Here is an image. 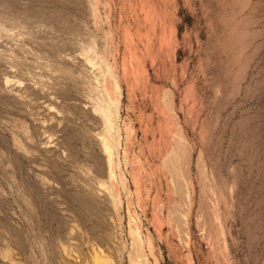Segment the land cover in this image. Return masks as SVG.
<instances>
[{"label":"rangeland","instance_id":"obj_1","mask_svg":"<svg viewBox=\"0 0 264 264\" xmlns=\"http://www.w3.org/2000/svg\"><path fill=\"white\" fill-rule=\"evenodd\" d=\"M92 247L264 264V0H0V264Z\"/></svg>","mask_w":264,"mask_h":264},{"label":"bare ground","instance_id":"obj_2","mask_svg":"<svg viewBox=\"0 0 264 264\" xmlns=\"http://www.w3.org/2000/svg\"><path fill=\"white\" fill-rule=\"evenodd\" d=\"M67 252H68V250H67ZM65 255H66V253H65ZM73 256H75L74 253H73ZM112 263L113 262L110 259V257L108 255H106L104 252H102V250L97 249L95 247H92V249L90 251L89 263L88 264H112ZM136 264H140V263H136Z\"/></svg>","mask_w":264,"mask_h":264}]
</instances>
